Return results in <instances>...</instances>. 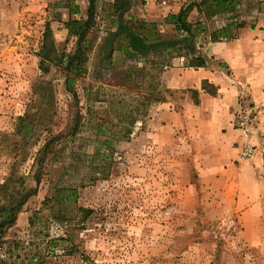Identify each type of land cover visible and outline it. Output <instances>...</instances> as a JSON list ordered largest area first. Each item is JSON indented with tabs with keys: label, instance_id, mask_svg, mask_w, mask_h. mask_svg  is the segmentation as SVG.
Listing matches in <instances>:
<instances>
[{
	"label": "rangeland",
	"instance_id": "374dc122",
	"mask_svg": "<svg viewBox=\"0 0 264 264\" xmlns=\"http://www.w3.org/2000/svg\"><path fill=\"white\" fill-rule=\"evenodd\" d=\"M128 1L124 22L138 27L146 2ZM114 2L96 1L86 73L73 83L74 94L59 58L76 48L66 28L70 6L80 7L75 19L88 21L87 0H0V185L11 176L6 191L14 194L12 202L30 194L5 232L2 259L264 264V189L250 201L261 211L245 215L246 209H237L247 207L244 194L264 185V173L250 176L247 161L238 159L225 170L198 162L179 140L152 146L146 133L153 108L174 101L179 109L184 99L161 81L175 57L151 52L126 58L118 50L123 35L114 36ZM258 15H264V0H241L233 18L243 16L237 19L243 26L257 27ZM26 113L30 137L23 140L16 130ZM210 171L218 178L212 188L205 176ZM221 176H230L239 188L227 190ZM60 189L66 192L59 196ZM69 189L76 196H68ZM2 194L0 207L10 205Z\"/></svg>",
	"mask_w": 264,
	"mask_h": 264
},
{
	"label": "crops",
	"instance_id": "0c3cea01",
	"mask_svg": "<svg viewBox=\"0 0 264 264\" xmlns=\"http://www.w3.org/2000/svg\"><path fill=\"white\" fill-rule=\"evenodd\" d=\"M143 1L146 9L139 17L156 23L159 33L164 34L176 33L164 19L178 13L191 0ZM231 17L226 14L206 19L196 9L191 12L190 22L209 24L206 31L197 36L195 51L205 63L190 66L189 57L177 56L171 65L164 67L161 75L164 88L182 92L184 99L179 109L174 101L155 106L147 121L146 136L154 148L166 147L176 140L184 142L194 150L198 162H211L225 170L227 164L237 160L239 133L234 128V119L242 107L254 105L261 110L255 133L257 153L244 167L250 176L257 177L264 173V15H258L257 27L246 25L235 31L234 38L212 42L210 33L226 25ZM237 19L242 21L244 17ZM201 153L203 160L198 158ZM205 176L209 178L208 188L218 181L211 171ZM220 180L227 190L233 184L239 188L230 176H221ZM261 185L263 187L256 186L255 190L244 194L250 196H246V208L241 204L237 207L246 209L245 215L261 211L257 205H250L253 194L263 191L264 185Z\"/></svg>",
	"mask_w": 264,
	"mask_h": 264
},
{
	"label": "trees",
	"instance_id": "16d2710c",
	"mask_svg": "<svg viewBox=\"0 0 264 264\" xmlns=\"http://www.w3.org/2000/svg\"><path fill=\"white\" fill-rule=\"evenodd\" d=\"M97 0H87L90 8V20L85 21L83 19H75L76 15L80 14L79 5L70 6V15L72 19L66 23L68 34L76 38V48L73 53L63 52L60 55V64L66 73V87L67 89L76 94L73 83L76 79L81 78L86 73V63L88 61V53L91 50L89 46V33L92 30V24L94 21L93 14L96 9ZM241 0H191L182 6L180 11L176 14H169L165 19L164 23L174 27L175 32L178 34L177 38L173 39H162L158 32L156 23L140 21L138 27L133 25H127L124 22L125 14L129 13V1L128 0H115L113 4L115 16L117 17V30L114 36L118 34L123 35L121 44L118 48L120 52L128 59H134L138 56H144L151 52L157 54L169 53L172 57L187 56L190 60V66H201L205 62L202 58L195 55L197 36L200 33L206 31V26L203 21H197L192 23L189 21L191 12L196 9L198 13L204 16L206 19L214 18L220 15L231 14L232 17L226 25L220 29L210 33V40L212 42L227 40L235 37V31L243 27V24L238 22L237 19L233 18V14L237 12ZM133 21V18H131ZM199 29V31H198ZM51 34L50 26L47 24L46 32L44 37L49 39ZM168 54V55H169ZM29 114L26 113L23 117L19 118V125L16 130L17 134L22 135V139L30 137L29 127L30 124L27 122ZM52 140L47 142L42 150V154L49 150L50 143ZM11 176L4 180L0 185V192L3 193L1 196L8 197L9 204H3L0 207V246L5 241V232L11 228L16 220L17 213L21 210L23 205L27 202L28 196H22L19 200L17 198L12 202L10 198L14 197V194H7V188L11 182ZM39 183V179L37 180ZM34 192V191H33ZM57 192V191H56ZM65 189L58 190L59 196ZM76 191L69 189L68 196H76ZM15 199V198H14ZM15 203L14 205H11ZM83 211H86L83 209ZM88 211V210H87ZM62 240V239H61ZM0 264H7L2 256L0 255ZM28 264H44V258L38 256L30 258Z\"/></svg>",
	"mask_w": 264,
	"mask_h": 264
},
{
	"label": "built area",
	"instance_id": "2783aa9c",
	"mask_svg": "<svg viewBox=\"0 0 264 264\" xmlns=\"http://www.w3.org/2000/svg\"><path fill=\"white\" fill-rule=\"evenodd\" d=\"M259 112L260 109L254 105L242 107L234 119V128L239 133L238 161H248L257 153L255 133Z\"/></svg>",
	"mask_w": 264,
	"mask_h": 264
}]
</instances>
